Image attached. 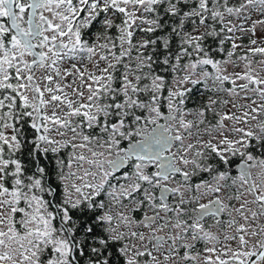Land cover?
I'll return each mask as SVG.
<instances>
[{
    "label": "snow or ice",
    "instance_id": "snow-or-ice-1",
    "mask_svg": "<svg viewBox=\"0 0 264 264\" xmlns=\"http://www.w3.org/2000/svg\"><path fill=\"white\" fill-rule=\"evenodd\" d=\"M0 264H264V0H0Z\"/></svg>",
    "mask_w": 264,
    "mask_h": 264
}]
</instances>
